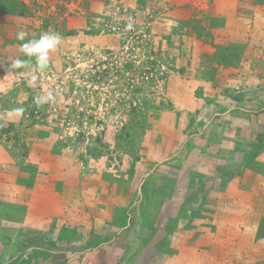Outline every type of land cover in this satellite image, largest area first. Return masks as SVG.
Returning a JSON list of instances; mask_svg holds the SVG:
<instances>
[{"label": "rangeland", "instance_id": "obj_1", "mask_svg": "<svg viewBox=\"0 0 264 264\" xmlns=\"http://www.w3.org/2000/svg\"><path fill=\"white\" fill-rule=\"evenodd\" d=\"M0 264H264V0H0Z\"/></svg>", "mask_w": 264, "mask_h": 264}, {"label": "clouds", "instance_id": "obj_2", "mask_svg": "<svg viewBox=\"0 0 264 264\" xmlns=\"http://www.w3.org/2000/svg\"><path fill=\"white\" fill-rule=\"evenodd\" d=\"M129 28L132 27L131 24L128 25ZM28 36L25 31L17 32V40L24 41ZM62 36L56 32H45L40 35L38 39H30L20 46L21 53L29 58H34L38 68L47 69L51 60V53L56 52L62 42ZM24 62L22 60H15L13 66H20ZM36 77H32V81L35 82ZM55 97L53 92L49 91L47 94L40 95L36 97V103L38 105H43L44 103L54 102Z\"/></svg>", "mask_w": 264, "mask_h": 264}]
</instances>
